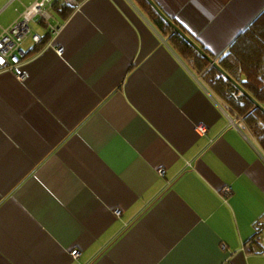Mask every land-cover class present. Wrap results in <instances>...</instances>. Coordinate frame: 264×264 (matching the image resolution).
Instances as JSON below:
<instances>
[{
	"label": "crops",
	"instance_id": "0c3cea01",
	"mask_svg": "<svg viewBox=\"0 0 264 264\" xmlns=\"http://www.w3.org/2000/svg\"><path fill=\"white\" fill-rule=\"evenodd\" d=\"M35 1L0 0V35ZM153 1L216 62L264 11ZM78 4L36 17L0 73V264H264L256 139L144 4Z\"/></svg>",
	"mask_w": 264,
	"mask_h": 264
},
{
	"label": "trees",
	"instance_id": "16d2710c",
	"mask_svg": "<svg viewBox=\"0 0 264 264\" xmlns=\"http://www.w3.org/2000/svg\"><path fill=\"white\" fill-rule=\"evenodd\" d=\"M136 1L144 4L148 10L149 18L161 34L168 39L192 71L202 76L212 92L237 117L241 128L256 139L264 153V11L237 38L227 53L217 60L216 63L220 67L218 69L212 66L180 33L176 32L146 0ZM56 4L61 9L67 8V5L61 0L56 1ZM172 21L193 40L180 23ZM200 48L213 58L205 48ZM229 78L236 84L232 83ZM263 221L262 219L257 221L255 237L248 243L250 252L264 251L261 242L264 234Z\"/></svg>",
	"mask_w": 264,
	"mask_h": 264
},
{
	"label": "built area",
	"instance_id": "2783aa9c",
	"mask_svg": "<svg viewBox=\"0 0 264 264\" xmlns=\"http://www.w3.org/2000/svg\"><path fill=\"white\" fill-rule=\"evenodd\" d=\"M58 0H37L31 3L22 11L18 19L8 28L4 29L0 35V73L3 71H12L20 63L24 57L22 44L32 37L33 41L38 44L41 39L33 34L31 23L36 17L48 20L49 6ZM65 4L78 7V0H61ZM61 52V49L59 50ZM229 189L226 190V194ZM264 240V236L262 238ZM78 251H73L72 256L77 257Z\"/></svg>",
	"mask_w": 264,
	"mask_h": 264
},
{
	"label": "water",
	"instance_id": "95a60500",
	"mask_svg": "<svg viewBox=\"0 0 264 264\" xmlns=\"http://www.w3.org/2000/svg\"><path fill=\"white\" fill-rule=\"evenodd\" d=\"M147 2L153 7V9L168 23L170 24L175 30L176 32L180 33L201 55H203V57H205V59L214 67H217L218 69H220L219 65L216 63V61L210 57L209 55H207L192 39L189 38L188 35H186V33H184L181 29H179L172 21V19L169 18V16H167L158 6V4H156L153 0H147ZM229 80L236 84L232 79L229 78ZM238 86V85H237ZM239 87V86H238ZM239 89L247 95V93H245L240 87ZM248 96V95H247ZM249 97V96H248ZM251 99V98H250ZM256 103V102H255ZM256 105L258 107H260L257 103Z\"/></svg>",
	"mask_w": 264,
	"mask_h": 264
}]
</instances>
